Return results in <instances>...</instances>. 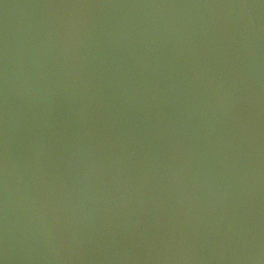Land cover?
<instances>
[{
  "label": "water",
  "instance_id": "water-1",
  "mask_svg": "<svg viewBox=\"0 0 264 264\" xmlns=\"http://www.w3.org/2000/svg\"><path fill=\"white\" fill-rule=\"evenodd\" d=\"M0 264H264V0H0Z\"/></svg>",
  "mask_w": 264,
  "mask_h": 264
}]
</instances>
